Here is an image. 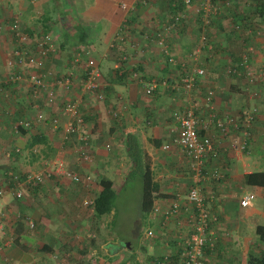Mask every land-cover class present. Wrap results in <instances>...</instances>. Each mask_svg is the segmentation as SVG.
<instances>
[{
  "label": "crops",
  "instance_id": "1",
  "mask_svg": "<svg viewBox=\"0 0 264 264\" xmlns=\"http://www.w3.org/2000/svg\"><path fill=\"white\" fill-rule=\"evenodd\" d=\"M62 1L73 8L67 19L53 14L52 0H0V264H109L130 254V264H160L177 254L178 231L190 232L186 224H163L159 213L148 211L147 228L154 236L125 243L89 202L99 193L102 176L113 181L114 190L126 180L127 133L150 155L158 183L152 204L167 207L186 192L194 170L174 141L175 111L197 118L198 134L211 138L218 150L204 165L224 174L203 186L215 219L214 245L204 248L202 262L248 264L250 255L264 249L256 233L257 225H264V184L247 179L264 171V13L257 9L264 0ZM201 2L221 9H198ZM15 19L28 41L18 39ZM44 24L54 39L42 68L7 64L15 50L34 49ZM88 58L105 82L99 98L84 84ZM33 72L53 91L52 100L32 82ZM8 73L20 78L5 82ZM62 75L72 77L68 88L59 82ZM151 81L158 86L147 93L141 82ZM252 89L258 98L250 95ZM66 102H75L83 117L77 130H69L76 119L64 110ZM252 108L253 121L242 125V111ZM67 170L82 180H73ZM34 174L43 180H32ZM248 192L254 197L241 206Z\"/></svg>",
  "mask_w": 264,
  "mask_h": 264
},
{
  "label": "built area",
  "instance_id": "2",
  "mask_svg": "<svg viewBox=\"0 0 264 264\" xmlns=\"http://www.w3.org/2000/svg\"><path fill=\"white\" fill-rule=\"evenodd\" d=\"M208 2V0H206ZM184 2H190V0H184ZM204 8L206 10L218 11L221 9V6L218 3L215 4H207L201 2L198 5V9ZM1 27V25H0ZM12 28L16 29V33L18 39L21 42L28 41V34L23 32L19 28V23L15 19L12 22ZM54 37L50 32H44L41 35L35 38L34 49L33 50H15V58H8L6 60L7 64L11 65L14 62L18 64L30 63L36 67L42 68L45 63L44 55L49 50V46H51V42ZM75 60L79 62L82 60L80 56V52L76 53ZM86 72L87 79L84 81L86 89H94L97 91V97L102 95L100 92L105 82L102 78L101 73L99 72L98 67L94 65L93 61L89 58L86 61ZM243 64V70L246 68L247 63L244 58L241 62ZM197 71L203 73V68H197ZM230 71L235 72L239 71L238 68L232 67ZM134 76V75H133ZM20 78L19 73H8L4 78L5 82L17 80ZM30 78L33 83L36 84V87L39 89H46V84L43 82L42 78H40L37 73H31ZM71 76H61L60 83H62L66 88L71 84ZM251 79V77H250ZM144 86V89L147 93L154 90L157 86L156 81L151 82H141ZM161 84L164 85L165 82L161 81ZM100 90V91H99ZM48 100L53 99V91L47 90ZM212 90H208L207 99H211ZM250 95L254 98H258L259 92L257 90H251ZM64 110L71 113L75 116L76 123L69 125V130H77L83 125V117L81 113L78 112L77 105L75 102H66L64 104ZM254 110L255 108L242 111V125L250 126L251 122L254 119ZM38 117H42V113L39 112ZM174 117L179 122L178 126H174L172 132H174V141L181 145L184 153L192 159V168L194 170L193 184L188 187L185 193H178L176 198L169 204L167 207H160L157 204H152L149 210L150 214L159 213L162 217V223L167 224L170 220H174L177 228H182L183 224H186L189 228V234L183 235L180 231H178V243H179V258L177 264H203L202 257L203 251L205 247H212L214 245V236L213 229L210 227V222L215 219V216L208 209L205 202V195H203V186L206 182L212 179H220L224 174L223 170H219L217 168L208 169L204 163L205 158L207 157H215L218 153L216 147L212 142V139L208 136L199 135L196 129L197 118H195L192 113H182L179 111L174 112ZM236 120V119H235ZM234 120V121H235ZM26 123V122H25ZM218 126H220V130L225 132L224 122L219 120ZM263 133H264V124H263ZM247 134V132H244ZM246 146V141L244 140L241 143V147L244 148ZM86 153V152H84ZM84 157H88L87 154H84ZM68 176H70L75 181L82 180L81 176L76 172L67 170L63 171ZM32 180L41 181L43 180L41 174H34L32 176ZM21 182L16 181L15 194L17 196L21 195ZM2 190L0 189V194ZM254 197V194L251 192L245 193L241 196L239 203L241 206H246L249 204L251 199ZM184 200V201H183ZM92 202V201H89ZM154 231L152 228H146L143 238H151L154 236ZM168 256H164V258L160 259L158 262L160 264H166ZM166 259V260H165Z\"/></svg>",
  "mask_w": 264,
  "mask_h": 264
},
{
  "label": "trees",
  "instance_id": "3",
  "mask_svg": "<svg viewBox=\"0 0 264 264\" xmlns=\"http://www.w3.org/2000/svg\"><path fill=\"white\" fill-rule=\"evenodd\" d=\"M52 2H53L54 8L58 7L60 10L67 9L64 6L65 4L63 3L62 0H52ZM257 9H258V12L264 13V5L258 7ZM67 17H64V18L67 19ZM59 18L60 17L58 16V19ZM70 22L72 23L71 20ZM48 30H49V25L47 26V24H44V28L42 29V32L44 33ZM84 37L85 35L83 36L82 34L78 36V38L81 39L82 42L85 41ZM130 76H132V74H130ZM34 139L37 140L36 138ZM124 150H125L126 155L129 157V161L131 165L130 166L131 169L129 170L130 174H132L133 172H137L139 173L142 179L141 210L144 213H147L151 208L154 194L158 189V183H156L153 180L150 155L141 147L137 137L133 133L126 134ZM256 175L260 177L258 179H255L254 176ZM247 179L252 182H258V183L264 184V171L250 173L248 174ZM100 184H101V189L99 193H97V195L92 200L94 215L96 216L111 212L114 206L115 190L113 188V181L109 177L102 176L100 179ZM256 233L260 237V239L264 242V225L263 224L257 225ZM131 255L132 254L119 258L118 260L112 261L109 264H130ZM178 258H179V250L177 254L171 257V259L170 257L167 258V260L165 259L166 264H168L169 261L176 262L177 264ZM248 264H264V249L260 254L250 255L248 258Z\"/></svg>",
  "mask_w": 264,
  "mask_h": 264
},
{
  "label": "rangeland",
  "instance_id": "4",
  "mask_svg": "<svg viewBox=\"0 0 264 264\" xmlns=\"http://www.w3.org/2000/svg\"><path fill=\"white\" fill-rule=\"evenodd\" d=\"M59 10L58 7L53 9V14L57 13L56 17H67V14L69 17L72 16L73 8L70 3L68 9ZM128 173L126 180L115 186L113 210L104 214L111 230L118 234V238L123 239L125 243L127 240L136 243L143 239L149 222L141 210L142 179L137 172ZM123 249L127 248L124 246Z\"/></svg>",
  "mask_w": 264,
  "mask_h": 264
}]
</instances>
